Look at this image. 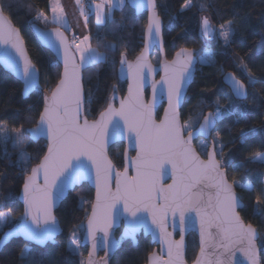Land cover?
<instances>
[{
	"label": "snow or ice",
	"instance_id": "snow-or-ice-1",
	"mask_svg": "<svg viewBox=\"0 0 264 264\" xmlns=\"http://www.w3.org/2000/svg\"><path fill=\"white\" fill-rule=\"evenodd\" d=\"M135 3L138 10L146 6L150 12L146 41L135 62H128L125 54L121 53V73L123 74L126 65L130 82L128 95L120 101L118 109L109 103L106 110L100 113L98 120L89 122L84 116L86 100L83 96L82 70L103 62L107 57L87 43L91 39L89 35H84L79 43L74 38L69 44L63 33L57 29L52 35L63 49L64 71L51 95L44 97V108L39 114V121L33 128L21 127L12 129L11 132L6 123L0 124V146H4V155L9 159L10 154L6 147L9 141L14 147H19L23 144L26 134L31 139L44 136L48 140L47 154L24 180V219L11 231L23 233L41 244L51 239L56 231L55 218L52 215L54 200L63 196L69 184L90 177L94 171L96 199L87 217L86 233V239L91 241L92 247L88 259H81L80 264H108L107 259L96 260L95 252L98 247L103 246L107 256L110 249L114 250L118 246L119 242L111 239L110 229H113L114 221L118 222L122 215L126 222L122 240L128 237L134 239L142 225L146 231H155L148 228L147 218H151L152 225L159 229L161 245L167 247V259L163 260L151 253L148 264H184V233L194 226L196 221L199 222L201 239L200 254L194 264H238L233 260L237 250L244 255L247 264H262L257 255V230L252 224L245 226L241 221L237 213V208L240 207L239 198L234 192L235 186L244 188L251 187V184L245 185L235 180L228 183L224 171L226 162L223 149L219 152L216 150L219 143L217 138L220 136V132L215 128L216 121L225 111L230 110L232 99L246 98V86L234 75L225 74V82L230 86L229 107L225 108L217 100L216 110L203 115L202 122L196 121L199 128L194 127L191 118L181 123L178 106L185 85L191 81L194 64L214 62V54L207 47L199 60L194 59L191 49H181L176 60L163 65L165 75L162 77V84L167 89L168 107L164 110L163 118L157 123L153 119V110L157 101V83L160 82L152 84L153 99L147 104L143 100V87L153 71L148 62V39L155 42L160 36L161 22L155 11V0H135ZM75 4L85 19V27L93 13L97 24L104 26L114 7L123 8L124 0H91L88 5L82 0H75ZM14 6V0H0V45L11 46L21 57L22 77L27 92L35 87L37 72L24 54L19 32L12 27L5 15V11L10 12ZM49 6L54 22L67 28L60 0H50ZM191 6L192 0H184L181 10ZM36 19L47 21L43 11L37 13ZM231 24V21H227L226 24L220 25L217 33L209 18L202 16V37L215 39L218 35L227 45L233 35ZM41 36L51 42L46 33L42 32ZM72 45H75L76 53L80 56L79 63L70 52ZM105 47L113 50L111 45ZM6 61L19 70L20 66L10 57L6 58ZM242 67L247 68L246 65ZM248 75L249 84L256 83L251 79L250 71ZM87 103H91L90 96L87 97ZM117 117L118 119H115ZM213 133L215 137L212 148L206 143L193 145L197 136L204 135L207 138ZM110 135L113 138L116 135L125 137L130 146L136 149L134 158L125 157L123 172L113 171L114 166L105 153V145ZM243 135L245 134L242 133ZM197 148L200 153L207 152V160L201 159ZM218 155L220 159H217ZM30 159L31 157L21 151L18 163L22 162L26 167ZM254 159L264 162V152L257 153ZM167 166H170V169ZM129 169L135 171L134 176L128 175ZM169 171L172 183L164 187L160 184V179L167 176ZM40 173H43L44 177L42 186L37 184V176ZM113 178L115 191L110 186ZM205 189L213 190L209 192L207 201L203 199ZM261 202V198L257 197L256 205ZM118 205H122V212ZM170 212L174 230L179 228L181 233L179 241H174L172 233L166 229L165 218ZM144 213H147V217ZM192 213H195V216ZM177 214L178 222L175 219ZM260 214H264V210L257 207L254 215ZM6 222L7 216L0 214V224ZM212 229L215 231H211ZM80 246L78 233L73 232L69 240V250L75 254ZM209 249L212 251H208ZM28 252L27 249L22 251L21 258H26Z\"/></svg>",
	"mask_w": 264,
	"mask_h": 264
},
{
	"label": "trees",
	"instance_id": "trees-1",
	"mask_svg": "<svg viewBox=\"0 0 264 264\" xmlns=\"http://www.w3.org/2000/svg\"><path fill=\"white\" fill-rule=\"evenodd\" d=\"M16 6L5 15L18 29L27 53L38 70L39 84L44 90H50L58 80L60 67L52 55L43 49L34 38L30 25L42 27L36 20L37 13L48 14L49 0H14ZM156 12L162 20L163 49L166 59L180 48L193 49L196 60L207 49L213 53V63L196 62L195 74L187 88L186 96L179 110L182 123L190 118L197 126L204 113L215 111L220 105L230 104V93L222 84L224 73H232L242 81L247 90L242 101L231 100V108L216 121L215 128L220 132L217 138L219 151L223 149L226 162L224 171L229 182L238 181L251 184V187L235 186L242 202L238 214L245 224H252L258 234L257 242L264 243V214L254 215L259 207L264 210V162L255 160L257 153L264 152V0H192V6L181 10L184 0H155ZM29 5H32L30 8ZM207 16L213 29L231 21L233 35L227 45L218 38L204 39L200 34V21ZM51 25L50 27H52ZM145 14L134 15L124 4L123 8L113 9L111 17L104 26H96L91 15L86 31L91 37L90 44L107 57L95 66L82 70V87L85 96L84 114L88 120L94 119L108 104L112 93L122 95L125 83L117 79L116 67L121 53L127 59L135 57L142 46ZM66 31L65 29H63ZM66 33H68L66 31ZM113 46L108 50L105 46ZM158 59L153 52L151 61ZM153 62V61H152ZM246 65L247 68H243ZM251 79L256 83L249 84ZM115 87V91L113 88ZM91 103H87V97ZM41 97L37 93L27 98L21 96V85L11 75L0 68V124L8 129L32 127L41 111ZM159 110L157 116L159 115ZM242 133L245 135L242 136ZM26 156L31 157L27 166L11 160L0 153V214L9 219L3 225L0 234L15 224L22 212L17 200L24 177L29 169L38 163L45 150V143L38 140L32 143L24 137ZM213 142V140H212ZM217 151V152H219ZM112 163L121 165V145H113L108 151ZM220 159V156H217ZM92 190L81 184L69 192L54 211L61 234L53 245L36 247L20 238L11 239L0 249V264H80L85 248L79 247L78 253L68 248L69 233L81 226L86 218L92 201ZM257 197L261 203L257 206ZM84 203H81V201ZM119 229L116 230V235ZM29 250L26 258L21 252ZM149 238L137 237L136 245L125 241L113 254L109 264H144L146 256L152 251ZM197 251V241L193 234L186 237L185 259L189 263ZM264 264V254H260Z\"/></svg>",
	"mask_w": 264,
	"mask_h": 264
},
{
	"label": "water",
	"instance_id": "water-1",
	"mask_svg": "<svg viewBox=\"0 0 264 264\" xmlns=\"http://www.w3.org/2000/svg\"><path fill=\"white\" fill-rule=\"evenodd\" d=\"M125 4L128 6V8H130L133 11L134 15H139L141 13H144L145 14V26H144V29H143L141 49H140L139 53L135 57H133L132 59H127L125 57V59L128 62H135L137 56L144 49V45H145V41H146V26L148 24V18H149L150 12H149V10H148V8L146 6L138 10L137 7H136L135 0H125ZM155 11H156V9H155ZM156 14H157V12H156ZM160 22H161V33H160V36L158 38H156L155 42H153L151 39H148V43H149L148 62L152 65L153 71H152L151 75L147 77V83L143 87V100L147 104V103L151 102L152 99H153V88H152V84L154 82H160V83H157V93H156V95H157V101H156V106H155V108L153 110V119L157 123H159L160 120L163 118V116H164V110H165V108L168 107L167 89H166V86H163V84H162V77H164V75H165L163 65H164V63L171 64L174 60H176L177 59V53H179L181 51V49H188V48H180V49L176 50L173 53V55L171 56L170 59H166L165 58V55H164V49H163V39H162V27H163V25H162V20L161 19H160ZM10 23H11V21H10ZM11 25H12L13 28H15L18 31V29L12 23H11ZM30 29L32 31V34H33L34 38L38 42V44L43 49L47 50L52 55V57L55 59L56 63L60 67L59 77H58V80L55 83V85L49 91L42 90V88H41V86L39 84V73H38V70L35 67L36 72H37L35 87H33L31 90L25 92V85H24V81H23V77H22V63L23 62H22L21 57L19 56V54L11 46L0 45V68L3 71H5L6 73H8L9 75H11L14 79H16L20 83V85H21V96H22V98H27L32 93L40 94L41 102H42L41 111H43V108H44V97L51 95L52 89L55 88L56 84L58 83V81H59V79L61 77V74L64 71L63 49L59 47V42L56 40V37L54 35H52V33L55 30L58 29L61 33H63L66 41L69 44H70V42H69V37H68L66 31H64L63 29H61L59 27H56V26H52V27H49V28H42V27H40V26H38L36 24H32V25H30ZM42 32L43 33H46L51 38V42L48 39H46V38H44V37L41 36V33ZM200 34L202 36V33H201V21H200ZM19 37H20L21 47H22V49L24 51V54L27 57V59L29 61H31V59H30V57H29V55L27 53V50H26L24 41H23L20 33H19ZM204 39H206V38H204ZM53 45H55V46H53ZM191 50L193 51L194 59L196 60L195 52H194L193 49H191ZM154 51L158 54V63L157 64H153L151 62V55H152V53ZM70 52L75 55L76 62L78 63L76 54L73 51L72 47L70 48ZM8 57H10L15 62L16 65H19L20 66L19 70L15 66H13V64H11V63H9V62L6 61V58H8ZM181 59H183V57H181ZM120 60H121V56L118 59V64H117V67H116V75H117V79L119 81L125 83L124 93L122 95H117V94L111 95V97L109 99V102H108V104L109 103H112L113 104V107H115L117 109L120 107V101L122 99H124V97H126L128 95V87H129V82H130L129 79H128V76H127V66L126 65L124 66L123 74L121 73ZM31 64L34 65L32 63V61H31ZM195 66H196V63L193 66V75H192L191 81L188 84L185 85L184 94H183L181 103L178 106V112H179V110H180V108L182 106L183 100H184V98L186 96L187 88H188V86L191 84V82L193 80V77H194V74H195ZM145 72H147V69H145ZM225 74H229V73H224L222 75L221 82L228 89V91L230 93V86H229L228 83L225 82ZM230 74H232V73H230ZM161 88H163V94L162 95H161ZM246 92H247V90H246ZM83 96H84V91H83ZM244 99H234V100L242 101ZM108 104L106 105V107L102 111L106 110ZM160 106H162V108L160 109L159 115L157 116V112H158V109L160 108ZM100 113H98L97 116L94 119L89 120V122L98 120L100 118ZM207 113H209V112L204 113V115L207 114ZM84 116H85V114H84ZM115 119H118V117L115 118ZM179 119H180V117H179ZM38 121H39V116H38L35 124L32 127H29L27 129H30V128L35 127V125L37 124ZM202 121H203V116L200 119V122H202ZM180 122H181V120H180ZM122 124H123V122L121 121V125ZM196 128H199V123L197 124ZM26 135H27L28 140L30 142H32V143H36L38 140H42L45 143V150H44V153H43L42 157L39 159L38 163H36L35 165H33L29 169V172L26 175V176H28V175H31V169L33 167L37 166L41 162V160L43 159V157L47 154V151H48V140L44 136H40L37 139H31L28 134H26ZM185 135H186V133H185ZM197 139H201V140L207 141L208 142V147L209 148H212L213 142L211 140V136H208L206 138L204 135H199V136H197L195 138L194 141H196ZM194 141H193V145H194ZM116 143H122L123 144L122 159H121L122 160V169L121 170H118L115 167V165L112 163L113 166H114L113 171L114 172H117V171L118 172H123L124 169H125V157L127 156L128 159L134 158L136 156V149H135L134 146H130L128 139H126L125 137L120 136V135H116L113 138L110 135L108 137L107 143L105 145V153H106V155H107V157H108L109 160H110V158L108 156V150H109V148L112 145H114ZM130 153H132V155H130ZM207 158H208L207 157V152L205 153L204 157L201 156V159L202 160H207ZM167 167H169V169H170V166H167ZM128 175L130 177L131 176H134L135 175V171L132 170V169H129ZM25 177L23 179L22 186H21V188L19 190V193H18V196H17V200H18V202L20 203V205L22 207L21 215H20L18 221L15 224H13L9 228L5 229L0 234V249L5 244H7L11 239H16V238H20L21 240H23V241H25L27 243H30V244H32V245H34L36 247H39V248H43L47 244L53 245L55 243V239L61 234V229H60V226L58 224V221H57L56 217L54 216V211L58 208V206L60 205V203L66 198V196H67V194L69 192H72L75 187H78L81 184H86L92 190V192H93L91 205H90L89 211H88V213L86 215V218H85V220H84V222L82 224V228L83 229H82V234H81V237H80V245H81L80 247L81 248H85V256H84V259L83 260L86 261L88 259V253H89V251H91V247H92L91 241L86 239V233H87V217L91 213V211H92V204L95 202V199H96V184H95V174H94V171L92 172V174H91L90 177H84V178L80 179L79 181H77L75 184H69L67 186V188L65 189L63 196L60 197L59 199H55L54 200L53 206H52V215L55 218V229H56V231L53 233L52 238L49 239V240H47L43 244H41V243H39V242H37L35 240L30 239L27 235H25L23 233H13L11 231L12 229L15 228V226L18 223H20L24 219L25 204H24V200H23V184H24ZM171 183H172L171 172L169 171V174L167 176H162L161 177L160 184L162 186L166 187L167 185H169ZM228 183H231V182L228 181ZM37 184H39L41 186L44 184L43 173H40L37 176ZM110 186H111L112 190L115 191V179L114 178L112 179ZM194 191H196V190H194ZM211 191H213V190H210V189H205L204 190L203 199L205 201H207L208 194ZM234 192H235V195L238 197V195L236 193V190H235V187H234ZM239 203H240V207L237 208V213L242 208V202L240 201V199H239ZM118 207H120L121 212H122V205H118ZM144 215H145V217H147V213H144ZM192 215L195 216V213H192ZM175 219L178 222L179 214L176 215ZM241 221H242V219H241ZM165 223H166V229H167V231L170 232V233H172V239L174 241H179L181 239V233L179 231V228H176L174 230V228L172 226L173 225V216H172V213L171 212L165 218ZM146 224H147V226H148L149 229H155V231H151V230L146 231L145 230V227L142 225L140 227V229L136 232L134 239L131 238V237H128V238H124L122 240L121 238H122L123 233L125 232V227H126V222H125V220L123 218V215H122L120 217V219L118 220V222L114 221L113 229H110L111 239H114V240L118 241L119 242L118 246L114 250L113 249H110L109 252H108V254H107V256H106V253H105V250H104L103 246L98 247L97 250H96V252H95V259L96 260L107 259L108 264H109V261H110L111 257L120 248V246H121L122 243H124L125 241H130L131 244L133 246H135L136 245V242H137V237L139 235H141L143 238L148 237L150 244L153 245V249H152V251L149 254L155 253L157 257H160L161 259L166 260L167 259V247H166V245L165 246H162L161 245V242H160V239H159V229H156L155 226L152 225L151 218H147L146 219ZM244 225L247 226L248 224H245L244 223ZM118 229H119V232L116 235V230H118ZM211 231H215V229H212ZM5 234H8V235L6 236ZM189 234H193L196 237V241H197V251L195 253V256H194L193 260L188 263L186 261V259H185V250H186V237ZM257 234H258V232H257ZM98 235L102 236L103 233H98ZM258 237H259V234H258ZM200 239H201V237H200V226H199V222L196 221V223L194 224V226L189 227L188 230L184 233V245H185V247H184V256H183L184 264H194V261L196 260L197 256L200 254ZM256 243H257V246H258V248H257V255L260 258V254L261 253L264 254V243L263 244H259L257 241H256ZM208 251H212V250L209 249ZM149 254L146 256V260H145V263L144 264H148ZM233 260L235 262H238V264H247L246 258L238 250L236 251L235 257L233 258Z\"/></svg>",
	"mask_w": 264,
	"mask_h": 264
},
{
	"label": "rangeland",
	"instance_id": "rangeland-1",
	"mask_svg": "<svg viewBox=\"0 0 264 264\" xmlns=\"http://www.w3.org/2000/svg\"><path fill=\"white\" fill-rule=\"evenodd\" d=\"M88 1H89V3L82 0V2L84 4H86V5L91 4V0H88ZM124 4H125V0H124ZM49 5H50V0L48 2V15H49V17L47 15H44V17L47 18V21L46 22H41V20L36 19L39 22V24L42 26V28H49L51 25H53V26L59 27L61 29H65V30L69 29V30H71L73 32L71 35L69 33H67V35L69 37L70 44L72 43V40L74 38L76 39V42L79 43L83 39V36L84 35H88L87 34V31H86V28H85V19H84V17H82L80 15V11H79V8L77 7V5L75 4V0H60V5L64 9V13H65V17H66V25H67V28L64 25L57 24L56 22H54V20H53V13H52L51 8H50ZM113 9H120V7L117 6V7H114ZM111 14H112V12H111ZM92 16L94 18V24L96 26H100L96 22V17H95V14L94 13L92 14ZM219 29L220 28L216 29V32L217 33L219 32ZM75 34L78 35V37H75ZM216 38H218V39H220V40L223 41V39L220 38L218 35H217ZM87 43L90 44L89 41ZM90 46H91V44H90ZM71 47H72L73 51L75 52L76 57H77V61L79 63L80 56H79L78 53H76L75 45H72ZM91 47L94 48V49H96L93 46H91ZM98 52H100V51H98ZM152 61H153L152 63H155L156 64L158 62V59H157V62H156V59H154ZM42 90H44V89L42 88ZM44 91H49V90H44ZM113 94H115V93H112L111 95H113ZM111 95H110V97H111ZM110 97H109V99H110ZM11 131L12 130H9V132H11ZM214 137H215V133H213V135L211 136V140H213ZM25 140L26 139H24L23 144L21 146H19V147H14L11 141H9L8 144H7V146H6L7 147V152L10 154V157H11L12 154H14L15 161L16 162H18V160H19V155H20V152L21 151L24 152L25 155H26V151H25V147H24L25 146ZM201 143H206V142L203 141V140H201V139H197L196 141H194V146L199 145ZM207 146H208V144H207ZM216 150L219 151V144L216 145ZM197 151H198V153H200V149L199 148H197ZM0 153L2 155H4V146H0ZM205 153H206V151L205 152H202L201 154L202 155H205ZM10 160H11V158H10ZM19 163L20 164H23L22 162H19ZM8 223H9V219H7V222L6 223L0 224V229L2 228L3 225H6ZM82 229L83 228H82V225H81V226H78L74 231H72V232L69 233V237H68L69 238L68 239V248H69V240H70L73 232L78 233V239H79V242H80V237H81V234H82ZM76 253H78V251ZM84 256H85V254L82 255L81 259H84Z\"/></svg>",
	"mask_w": 264,
	"mask_h": 264
},
{
	"label": "flooded vegetation",
	"instance_id": "flooded-vegetation-1",
	"mask_svg": "<svg viewBox=\"0 0 264 264\" xmlns=\"http://www.w3.org/2000/svg\"><path fill=\"white\" fill-rule=\"evenodd\" d=\"M170 59V58H169ZM152 62V61H151ZM158 63V62H157ZM156 63V64H157ZM153 64H155V63H153ZM162 108V106H160V108L158 109L159 111H160V109ZM204 141V140H203ZM207 144H208V142L207 141H205ZM117 145H121V159H122V151H123V144L122 143H116ZM115 145V144H114ZM130 155H132V153H130ZM200 155L202 156V157H204V155H202L201 153H200ZM116 167V166H115ZM118 170H121L122 169V160H121V165L120 166H118V167H116ZM140 236V235H139Z\"/></svg>",
	"mask_w": 264,
	"mask_h": 264
},
{
	"label": "crops",
	"instance_id": "crops-1",
	"mask_svg": "<svg viewBox=\"0 0 264 264\" xmlns=\"http://www.w3.org/2000/svg\"><path fill=\"white\" fill-rule=\"evenodd\" d=\"M86 2H88L89 3V1L88 0H86ZM47 16L49 17V15L47 14ZM70 35L73 33L71 30H69V29H67L66 30ZM75 37H78V35H76L75 34ZM263 183H264V176H263ZM263 198H264V193H263Z\"/></svg>",
	"mask_w": 264,
	"mask_h": 264
},
{
	"label": "built area",
	"instance_id": "built-area-1",
	"mask_svg": "<svg viewBox=\"0 0 264 264\" xmlns=\"http://www.w3.org/2000/svg\"><path fill=\"white\" fill-rule=\"evenodd\" d=\"M83 1H86V0H83Z\"/></svg>",
	"mask_w": 264,
	"mask_h": 264
}]
</instances>
